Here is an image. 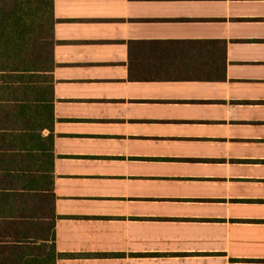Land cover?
Segmentation results:
<instances>
[{
  "label": "crops",
  "instance_id": "crops-1",
  "mask_svg": "<svg viewBox=\"0 0 264 264\" xmlns=\"http://www.w3.org/2000/svg\"><path fill=\"white\" fill-rule=\"evenodd\" d=\"M53 13L0 78V264H264V0Z\"/></svg>",
  "mask_w": 264,
  "mask_h": 264
},
{
  "label": "trees",
  "instance_id": "trees-1",
  "mask_svg": "<svg viewBox=\"0 0 264 264\" xmlns=\"http://www.w3.org/2000/svg\"><path fill=\"white\" fill-rule=\"evenodd\" d=\"M53 0H0V78L54 66Z\"/></svg>",
  "mask_w": 264,
  "mask_h": 264
}]
</instances>
